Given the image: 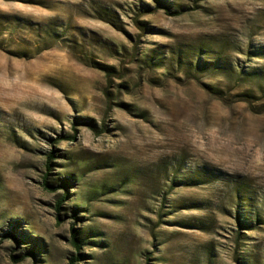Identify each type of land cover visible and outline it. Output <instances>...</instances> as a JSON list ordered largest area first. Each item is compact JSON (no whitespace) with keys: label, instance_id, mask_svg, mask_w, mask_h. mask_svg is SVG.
<instances>
[{"label":"rangeland","instance_id":"rangeland-1","mask_svg":"<svg viewBox=\"0 0 264 264\" xmlns=\"http://www.w3.org/2000/svg\"><path fill=\"white\" fill-rule=\"evenodd\" d=\"M73 256L264 264V0H0V264Z\"/></svg>","mask_w":264,"mask_h":264},{"label":"trees","instance_id":"trees-1","mask_svg":"<svg viewBox=\"0 0 264 264\" xmlns=\"http://www.w3.org/2000/svg\"><path fill=\"white\" fill-rule=\"evenodd\" d=\"M53 155H54V152H51L50 154H49V160L51 161L52 160V157H53ZM69 178H67V179H65L64 180V182H63V186L65 187V188H67L68 187V185H69V180H68ZM47 182V181H46ZM48 184V183H47ZM63 200H64V197H62V199H60L59 200V203H58V208L60 209V205H61V203H63ZM75 217H77V214H73ZM73 242H74V245L76 246V247H78V248H80L81 247V245H82V240H81V238H80V236H78L77 235V230H75L74 228H73ZM9 236L11 235V233L10 234H8ZM77 261H78V256H73L72 257V262H71V264H76L77 263Z\"/></svg>","mask_w":264,"mask_h":264}]
</instances>
